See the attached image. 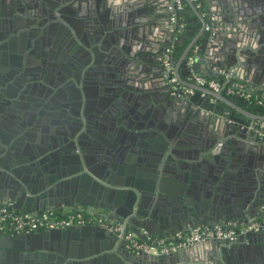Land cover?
<instances>
[{
	"label": "water",
	"instance_id": "water-1",
	"mask_svg": "<svg viewBox=\"0 0 264 264\" xmlns=\"http://www.w3.org/2000/svg\"><path fill=\"white\" fill-rule=\"evenodd\" d=\"M19 1L30 10L16 14L29 22L30 30L21 36L66 27L69 42L54 47L65 49L66 62L77 67L79 78L37 87L19 83L21 76L15 79L13 70L10 80L0 81V116L4 119L0 182L11 198L30 195L32 205L43 206L41 211L47 206L60 211L64 205L107 209L106 217L101 211L94 213L96 218L127 222L129 230L149 242L174 230L186 234L213 223L223 192L240 180L246 186L243 212L254 213L264 205V160L255 162L251 156L258 153V143L264 142V128L254 126L253 121L264 120V116L253 114L252 104L239 94L228 96L186 80L199 60L210 66L214 78L222 80L232 73L237 89L264 98V0H203L199 6L186 0L188 12L193 11L196 18L185 23L179 39L176 33L182 30L183 12L172 24L166 10L169 0ZM74 16L81 17L83 29L70 21ZM4 22L6 38L14 22L7 18ZM186 37L190 43L179 60L174 58V76L195 89L191 95L173 87L163 58L168 46L184 43ZM191 55L196 59L193 66L188 64ZM241 59L248 69L237 66ZM183 69L187 75L181 74ZM87 84L98 88L99 104L84 103L78 89ZM11 90L31 94V98L17 99L19 94L11 95ZM159 119L168 126H147L148 121ZM153 130L161 133L157 136L161 147L154 145ZM207 130L213 136L204 139ZM206 147L217 160L211 162L206 151L198 153ZM167 179L176 184L174 197L163 188ZM145 207L150 208L149 214L143 213ZM237 217L230 214L227 220ZM91 228L101 234L99 239L114 245L120 241L119 232L92 226L49 230L63 233L49 241L51 233L39 230L37 235L47 242L41 247L35 242L36 235L0 234V264H21L24 259L69 264L64 250L72 244L69 232L73 231L75 239L78 234L88 235L85 232ZM258 233L264 232L241 234L235 243L206 241L186 250L211 242L226 251ZM90 234L94 240L87 238L86 244L101 245L94 232ZM119 244L117 250L128 259L127 240ZM138 255L149 259L146 264H154L178 254ZM109 257L103 254L93 263ZM253 264H264V260Z\"/></svg>",
	"mask_w": 264,
	"mask_h": 264
},
{
	"label": "crops",
	"instance_id": "crops-1",
	"mask_svg": "<svg viewBox=\"0 0 264 264\" xmlns=\"http://www.w3.org/2000/svg\"><path fill=\"white\" fill-rule=\"evenodd\" d=\"M70 1V0H69ZM80 0H71L72 3H76L79 2ZM85 1V0H83ZM203 2V0H200L198 4V6ZM80 3V2H79ZM83 5H85L84 2H81ZM167 3V2H166ZM77 4V3H76ZM168 6H166V10L168 12L167 9ZM201 8V7H200ZM189 5H187V7L184 8L183 11V15L180 17L181 21H183L184 23L189 24V21L191 19H195L196 18V14L192 11L191 13L188 12L189 10ZM215 16H213L212 18L214 19ZM70 21L73 24H76L78 26H80L81 28L84 27V22L82 23V19L80 16H74V17H70ZM66 24L68 25V23L66 22ZM70 25V24H69ZM71 26V25H70ZM83 29V28H82ZM189 34H192V32H188ZM176 39H177V34H176ZM198 58V57H197ZM242 59L238 61L237 66L240 64V66L242 68L248 69V65L243 64ZM196 62V59H195ZM236 66V67H237ZM210 66L206 65L205 63H201L199 60H197L196 62V71L204 76L207 77H213L214 75L211 74L212 71L209 70ZM235 69V68H234ZM241 69V68H240ZM181 74L183 75H187L186 70H181L180 71ZM224 74V72H223ZM234 77V76H233ZM235 84V83H234ZM95 84H87L86 86H84V88L87 90V92H84V88L78 89V90H82L81 95L83 97V101L85 102H89V104L91 105H95L96 103L99 104L100 103V94H99V90L97 87H95ZM87 87V88H86ZM15 91V95L19 94L20 92H16ZM19 91V90H18ZM73 93H77L76 91H74ZM77 95H80V93H77ZM76 96V95H74ZM230 96V95H228ZM18 99V98H17ZM251 112L253 114H257L255 111L253 112L251 110ZM257 115H261L259 112ZM245 118V117H244ZM3 117L0 116V130L3 129ZM153 125H157L160 127H167L168 124L166 123V121H163L161 119H159V122H155V120H150L147 122V126H153ZM107 132V130H106ZM109 133H112L111 131H109ZM153 133L155 134L154 137V145L156 147H161V143L160 140H158L157 136L161 135L160 131L157 132L155 130H153ZM213 133L212 131H204L203 132V138H212ZM260 136V137H259ZM262 133L258 132V137L261 138ZM184 141V140H182ZM261 146L258 147V153H251V156L254 158L255 162L260 161V160H264V142L262 143H258ZM246 145V144H245ZM180 148V147H179ZM248 148H250V145L248 146ZM204 149V148H201ZM206 150H200L198 151V153H202L203 151L205 154V157H208L209 160H211V162H214L215 160H217L214 156L211 154V151L209 150L208 147L205 148ZM258 156V159H257ZM253 160V159H251ZM261 162V161H260ZM163 188L165 190V192H167L168 194H170L171 196H175L174 192L176 190V184L173 180L171 179H167L166 181L163 182ZM246 186L243 183L242 180L238 181V184H236V186L231 187L229 186V188H226L225 191L223 192L222 196H221V200H220V206H218L217 209V213H214V217H216V220L212 219L211 221L213 223H206L204 225H215V224H222V223H226L227 221H231V220H227L228 217H230V214L232 215H239V217L236 218V221L241 223L243 221H247L250 220L251 218L258 216L259 217V211L261 209V206L257 212H252V213H245L243 212V209L246 206L247 203V198L245 197L246 193ZM177 195V194H176ZM29 196L25 197V198H18V196L11 198L9 192L3 188L1 182H0V205L2 204H12V206L16 207L17 210L19 211H29L28 209L31 210L32 212V208H36L37 210L41 211V208L43 206H41L40 204H36V205H32L31 201L29 200ZM175 199V198H174ZM176 200V199H175ZM85 201L90 202L89 199H86ZM26 209V210H25ZM46 209H55L53 207L47 206V208L44 207V210ZM77 209V210H76ZM71 211H86L91 213V218H96L95 214L99 213L102 211V215L103 216H107V209H94L91 206H87V205H79L77 208L75 206H62V209L59 211L60 214H65L67 212H71ZM143 213H150V208L145 207L143 210ZM95 213V214H94ZM148 214H146V216H148ZM258 214V215H257ZM97 219V218H96ZM101 223H108V224H116L112 221H106V220H101V222H98L96 220H91L89 221L87 224L83 225V226H92V227H101L100 224ZM119 224H125L127 227H129V224L127 222L125 223H119ZM147 225V224H146ZM77 228H80L81 226H74ZM153 227L158 228V225L153 224ZM186 229V228H185ZM184 229V230H185ZM150 230V229H149ZM110 231V230H109ZM38 232V231H37ZM37 232L34 233H30V234H25V235H36L35 237V242L36 244H38L37 246L40 245L41 246H46L45 244L47 243L45 241V239L43 240L41 236L37 235ZM43 233H49V230H42ZM73 232V231H70ZM69 232L68 238L70 240V243H72L71 245H67L64 250H65V254H66V260L67 263L69 264H96V262L93 263L94 259L97 257L102 256L103 254H108L110 257L107 259H102V261L100 262V264H146L145 262L148 261L149 259L146 257H141V255H138L140 253L138 252H134L132 250H129L127 247V244H125V249L127 250L128 253H130V256L128 257V259H126L125 257H123L119 251L117 250L120 247L119 242L123 241L124 239L119 237L118 243L111 244L110 241L108 240H102L99 239V237H97V235H101L96 233V230L93 231V229H88V231H86L85 233L88 235L82 236V235H77V238L73 239L72 238V234ZM96 235L95 240H101V245H91V243L86 244L87 238H90L91 234L93 233ZM51 235H48V241L51 240H55L56 237L63 235V233L61 232H50ZM145 233V232H144ZM177 233H183V232H177ZM176 233V231H173V234L171 232V234H169L168 237H170L173 241H176L178 239V234ZM256 233V232H255ZM5 235L8 234H15L13 232H8V233H4ZM71 234V235H70ZM88 236V237H87ZM46 238V237H44ZM157 239L153 238V241H155ZM90 240H94L92 237L90 238ZM235 243V242H233ZM97 244V243H96ZM48 246L50 247H54L56 245H51V243L48 242ZM124 247V246H123ZM123 253L125 252L124 249ZM45 251V249L43 250ZM51 253V252H48ZM53 253V252H52ZM126 253V252H125ZM124 253V255H125ZM178 255L176 257H170L167 261H163V262H159V261H153L154 264H253L255 263L257 260H264V233L262 234H255V235H250L249 237H246L245 240L240 243L239 245H232L227 247L226 251H222L221 248H217L213 243L208 242V243H203L200 244V246H197L196 248L193 249H188V250H182L179 251L177 253ZM21 264H47L44 263L43 261H40V263H36V261H30L27 259H24V261H22Z\"/></svg>",
	"mask_w": 264,
	"mask_h": 264
},
{
	"label": "built area",
	"instance_id": "built-area-1",
	"mask_svg": "<svg viewBox=\"0 0 264 264\" xmlns=\"http://www.w3.org/2000/svg\"><path fill=\"white\" fill-rule=\"evenodd\" d=\"M191 1L194 3L200 2V0ZM184 8V0H169L167 9L170 13L172 24L178 22L179 15L184 11ZM185 26V23L180 24L181 29H184ZM172 52L171 47H168L164 52V66L167 77H171L170 82L176 85L179 91L190 95L194 94L196 91L193 87L180 83L178 78L174 76L175 62ZM194 63L195 56H189L188 64L193 66ZM188 81L194 85L205 87L218 93L224 92L227 95L239 94L243 98L248 99L251 104L255 103L256 105L264 106V98L258 99L250 92L235 87L232 73H227L224 79L218 80L213 77L204 76L196 70H192L191 74L188 76ZM253 125H259L264 128V120L258 121V119H255ZM76 212L71 211L60 214L57 210L46 209L37 213L19 211L12 206V204H2L0 205V234L8 232L30 234L39 230L66 229L73 226H83L91 220L98 221L96 218H86L83 217L81 213H78V211ZM98 222H101V220ZM100 226L113 232H119L120 237L127 240V247L129 250L148 255H171L206 241L228 240L233 243L238 240L241 234L248 232H264V205L259 211V217L255 216L241 223L231 220L222 224L202 225L192 228L186 234L177 233L178 239L176 241H173L168 236H162L155 241L149 242L137 237L125 224L101 223Z\"/></svg>",
	"mask_w": 264,
	"mask_h": 264
},
{
	"label": "flooded vegetation",
	"instance_id": "flooded-vegetation-1",
	"mask_svg": "<svg viewBox=\"0 0 264 264\" xmlns=\"http://www.w3.org/2000/svg\"><path fill=\"white\" fill-rule=\"evenodd\" d=\"M1 4L0 81L4 82V80H10L11 71L13 72V70H15V79L21 76L20 81L17 79L19 83H28L37 87L39 85L51 87V81L53 83H61L69 77H72L71 79L73 82H77L79 78L77 67L72 68L68 65L69 62H66L67 55L65 49L58 51L57 47H54L58 46L59 48L66 46L69 42L70 37L66 32V27L59 26L56 30L49 28L44 35L38 34L36 36L34 34H25L21 36L24 32L30 30L29 22L23 17L17 18L16 14L20 10H24L28 14L30 10H27L19 0H1ZM34 11L32 10V13H34ZM41 12L43 13V11ZM6 18L13 19L14 30H11L5 38V27H7V25L4 19ZM64 23H66V21ZM71 27L74 28L72 25ZM177 39H179V37H177ZM56 63L58 65H56ZM61 77H63V79L59 80ZM43 78L48 79L45 80ZM172 85L173 87L176 86L174 84ZM10 94L15 95V91L11 90ZM23 97V100L29 99L31 98V94L23 95V93L20 92L17 96L18 99H22ZM79 102H81V99L75 102L76 105H79ZM255 105V103L252 104L253 112H256ZM39 212L41 211L37 213Z\"/></svg>",
	"mask_w": 264,
	"mask_h": 264
},
{
	"label": "trees",
	"instance_id": "trees-1",
	"mask_svg": "<svg viewBox=\"0 0 264 264\" xmlns=\"http://www.w3.org/2000/svg\"><path fill=\"white\" fill-rule=\"evenodd\" d=\"M184 4H185V7H187L188 3H187L186 0H184ZM182 23H184V22L182 21ZM181 32H184V30L182 29L180 32L177 33L179 38H180ZM189 43H190V39L186 37L184 43L179 42L177 44H173V45L169 46V47L172 48V51H173L172 55H173L174 58H176V60L180 59V57L182 56L183 52L188 47ZM186 80H187V82H189L188 81V77L186 78ZM253 96L257 97L258 99H263V98H261V96H258V95H253ZM255 107H256V109H255L256 112L257 113L259 112L262 116H264V106L255 105ZM78 213H81V215L83 217H86V218H90V216L92 215L91 213L86 212V211H81V212L78 211ZM97 220L99 221L100 219H97Z\"/></svg>",
	"mask_w": 264,
	"mask_h": 264
}]
</instances>
